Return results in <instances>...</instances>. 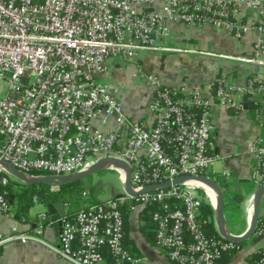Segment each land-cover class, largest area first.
Instances as JSON below:
<instances>
[{"label": "built area", "instance_id": "obj_1", "mask_svg": "<svg viewBox=\"0 0 264 264\" xmlns=\"http://www.w3.org/2000/svg\"><path fill=\"white\" fill-rule=\"evenodd\" d=\"M172 24L220 29L233 39L251 31L262 35L264 0H0V85L5 87L0 95V157L33 176L70 175L115 157L130 166L134 191L179 177H211L218 159L210 153L216 102L237 113L246 100L262 101L264 75H249L241 83L223 78L202 88L164 85L156 76L133 73L154 88L151 126L126 117L116 89L98 80L109 59L132 64L141 50L163 49L159 44L169 37ZM240 61L264 66L262 40L252 58ZM95 120L101 128L93 127ZM252 153L256 163L249 179L257 188L264 184V145L259 140ZM115 172L122 183L124 174ZM9 178L0 177V185ZM205 188L188 180L120 200L126 199L129 208L151 209L153 244L172 263L217 264L241 249L204 231L201 206L208 202L215 207ZM73 201L63 202L57 244L44 243L45 226H39L15 236L0 233V250L16 239L44 243L68 264H140L124 246L118 199L93 200L82 191L78 207L66 212ZM0 213L11 215L1 192ZM39 217L48 218L46 213ZM254 236L264 239L263 221ZM256 256L255 264H264V243Z\"/></svg>", "mask_w": 264, "mask_h": 264}, {"label": "crops", "instance_id": "obj_2", "mask_svg": "<svg viewBox=\"0 0 264 264\" xmlns=\"http://www.w3.org/2000/svg\"><path fill=\"white\" fill-rule=\"evenodd\" d=\"M258 40H262L264 44V34L251 31L240 39H233L220 29L172 24L169 27V37L159 44L163 49L141 50L132 64L121 59H109L106 62L107 71L98 80L116 89V97L122 104L126 117L151 126L153 117L149 111V103L154 88L145 79L133 78V73L156 76L162 84L169 86L184 84L204 88L223 78L241 83L249 75H264V66L240 61L242 57L254 56V46ZM175 48H188L192 52H177ZM250 104L251 107L258 105L257 111L248 107V101H244L243 110L237 113L224 110L217 102L213 108L216 130L211 138L210 153L218 156V159L210 176L214 180L217 177L224 183L223 186L219 185L223 195L224 215L230 232L235 235L244 233L247 228L256 189L249 179L256 163L252 145L255 140L264 145V98ZM92 125L95 129L101 128L98 120L93 121ZM119 183L122 187V183ZM117 194L120 193H113L107 199L114 198ZM92 199L99 200L93 195ZM33 202L40 211H34L32 207L26 219L19 218L13 207L11 215L0 213V233L15 236L35 227L45 226L42 240L47 244H57L60 227L48 214L47 219L40 218L39 214L46 213V206L36 199ZM122 202L128 207L124 218L126 249L140 259V264H174L165 252L153 244L154 224L149 216L151 209L142 206L129 208L126 199ZM211 207L214 210L212 205ZM72 211L66 210L69 213ZM55 212L58 213L59 208ZM258 221L264 222V197ZM50 222L52 223L49 224ZM213 223L216 231L214 217ZM44 243H22L13 239L1 248L0 264H68ZM263 243L264 239L253 235L240 246V251L226 256L217 264H255L256 250Z\"/></svg>", "mask_w": 264, "mask_h": 264}, {"label": "water", "instance_id": "obj_3", "mask_svg": "<svg viewBox=\"0 0 264 264\" xmlns=\"http://www.w3.org/2000/svg\"><path fill=\"white\" fill-rule=\"evenodd\" d=\"M0 168L6 174L12 177L13 180L19 183H23L28 186H33L37 184L61 185L64 183H77V182L84 180L86 177L93 175L100 171L119 170L124 174V180L122 182L123 192L115 195L114 199H122L127 196L135 197L143 193L168 188L171 184L178 185L184 181L194 180L202 184L203 186H205L214 195V201H215L214 222H215L217 234L224 240L231 241L236 244H243L253 237L257 224H258V220H259L261 201H262V198L264 197V184H263L260 187H257L254 191L252 202H251V207H250V213L248 217V224H247V228L245 232L242 234L235 235L230 232L226 219H225L224 202H223V195H222L221 188L213 178L208 177V176L179 177V178L174 179L172 183L166 182L163 184L150 185V186L143 188L140 191H134V189L132 188L130 184V174H131L130 166L125 161L121 159H117L115 157H105V158L99 159L82 171H79V172H76L70 175H64V176L28 175L21 171H18L16 168L11 166L7 161L2 159L1 157H0ZM56 208H59L58 213L55 212ZM64 212L65 210H64L63 202H57L52 205L46 206V215L48 214V216H50V219L52 221H55L59 227L61 225L60 218L64 215Z\"/></svg>", "mask_w": 264, "mask_h": 264}, {"label": "trees", "instance_id": "obj_4", "mask_svg": "<svg viewBox=\"0 0 264 264\" xmlns=\"http://www.w3.org/2000/svg\"><path fill=\"white\" fill-rule=\"evenodd\" d=\"M248 101V107L252 108L253 111H257L258 105L251 107L252 101ZM255 104V103H254ZM256 109V110H255ZM256 114V113H255ZM113 171V170H112ZM115 172V171H113ZM35 175H38L37 173ZM6 176L5 173L1 172L0 177ZM218 185L223 186V181L219 178H215ZM82 191L80 183H64L61 185H45L37 184L33 186H28L23 183H19L12 178H9L8 183L4 186L0 185V192L5 194L10 207L14 208L15 214L19 218L26 219L30 209L34 206L33 200L36 199L37 202L43 204L44 206L52 205L57 202H64L66 200H71L74 195ZM12 197V198H11ZM120 208L123 211L124 218L126 217L125 212L128 207L120 200ZM150 209V208H149ZM149 212L147 211V214ZM150 216V213H149ZM199 219L202 221V227L207 235L214 236L217 235L215 231L213 217L214 210L208 202H204L201 206ZM243 244H239L242 246ZM125 246V245H124ZM225 255L222 259H225ZM221 259V260H222ZM219 260V261H221ZM219 261L217 263H219Z\"/></svg>", "mask_w": 264, "mask_h": 264}, {"label": "rangeland", "instance_id": "obj_5", "mask_svg": "<svg viewBox=\"0 0 264 264\" xmlns=\"http://www.w3.org/2000/svg\"><path fill=\"white\" fill-rule=\"evenodd\" d=\"M5 87L3 84L0 85V95L4 94ZM135 97V94L133 95V98ZM210 174V173H209ZM80 187L82 191H88L90 196L92 195L95 198L101 199H107L110 197L111 194L116 192H123L121 184L118 180V174L113 172L112 170L107 171H100L93 175H90L86 177L84 180L80 181ZM80 191L78 194L74 195L73 199L74 201L71 204V209L75 210L78 205L79 201L81 200V193ZM12 210V207H10ZM36 207V205L33 206L34 211H40V209Z\"/></svg>", "mask_w": 264, "mask_h": 264}, {"label": "bare ground", "instance_id": "obj_6", "mask_svg": "<svg viewBox=\"0 0 264 264\" xmlns=\"http://www.w3.org/2000/svg\"><path fill=\"white\" fill-rule=\"evenodd\" d=\"M206 190H207V192H208V194L212 197V199L214 198V196H213V194H212V192L210 191V190H208L207 188H205Z\"/></svg>", "mask_w": 264, "mask_h": 264}]
</instances>
